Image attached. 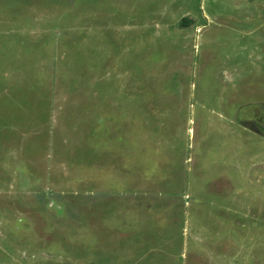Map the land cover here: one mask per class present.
I'll list each match as a JSON object with an SVG mask.
<instances>
[{
    "label": "rangeland",
    "instance_id": "rangeland-1",
    "mask_svg": "<svg viewBox=\"0 0 264 264\" xmlns=\"http://www.w3.org/2000/svg\"><path fill=\"white\" fill-rule=\"evenodd\" d=\"M0 264H264V0H0Z\"/></svg>",
    "mask_w": 264,
    "mask_h": 264
}]
</instances>
